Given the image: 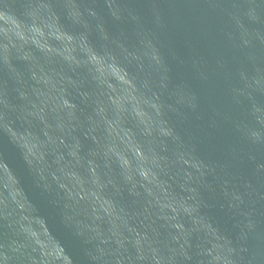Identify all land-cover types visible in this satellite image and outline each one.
Returning <instances> with one entry per match:
<instances>
[{"label": "water", "instance_id": "95a60500", "mask_svg": "<svg viewBox=\"0 0 264 264\" xmlns=\"http://www.w3.org/2000/svg\"><path fill=\"white\" fill-rule=\"evenodd\" d=\"M6 2L18 12L25 4L28 11L13 15L6 25H19V35L10 41L0 36V93L15 102L17 88L33 97L61 89L77 111L62 134L23 116L9 131L0 130V240L7 241L19 221L36 233V264H47L52 254L68 264H96L101 241L109 237L115 242L146 233L165 244H176L179 237V243L193 248L210 247L209 241H217L196 227L198 221L211 226L218 242L237 249L240 264H264V150L234 132L247 98L264 104V6L255 9L254 18L250 0ZM255 3L264 5V0ZM127 6L136 19L122 15ZM148 36L172 80L180 82L185 103L180 113L163 119L147 103L149 72L141 73L135 99L126 93L117 98L101 87L91 67L94 57L126 50L131 66L142 68L135 61ZM112 73L117 86L119 68ZM245 86L249 91L241 96ZM98 103L105 106L108 122L96 116ZM108 140L148 145L169 161L160 176L164 187L153 186L149 197L145 188L127 182L113 161L98 154V144ZM188 141L198 142L209 171L218 169L228 180L222 197L209 181L198 217L178 218L184 229L180 235L170 227L174 214L165 205L187 195L185 170L172 159ZM77 144L70 155L65 145Z\"/></svg>", "mask_w": 264, "mask_h": 264}, {"label": "clouds", "instance_id": "9594fccd", "mask_svg": "<svg viewBox=\"0 0 264 264\" xmlns=\"http://www.w3.org/2000/svg\"><path fill=\"white\" fill-rule=\"evenodd\" d=\"M262 4L250 0V7L254 10L261 8ZM23 11L18 12L12 3L0 0V36L6 40H11L12 35H19V25L6 27L9 25L13 15L26 13L28 8L23 4ZM125 7L122 15L131 20L137 17ZM51 11V9H50ZM109 11H111L109 9ZM86 13H80L83 17ZM35 30V26L33 28ZM42 34V33H41ZM146 43L142 46L139 55L141 59L135 61L142 68H134V63L130 53L126 50H118L107 56L94 57L91 60L92 72L95 79L103 87L109 96L113 94L118 98L122 93H126L135 99L137 91L136 85L142 83L141 73H150L152 96L149 97L148 106L156 109V116L163 119L173 111L180 113L185 105L184 99L179 92L180 82H175L169 75V69L164 62V58L159 54H154L150 44L153 40L148 36L144 38ZM6 47V46H5ZM113 67H118L120 75L116 76L117 86L111 83ZM249 88L242 89L241 96H246ZM15 102L0 93V130L9 131L13 120L23 116L29 123L40 121L55 132L64 133L70 129L76 120V106L68 103L63 90L53 88L48 94L33 95L27 90L21 92L16 89ZM158 94V96L156 95ZM249 104L242 109L241 117L234 124L235 134L250 147L257 150H264V104L257 99H248ZM118 99L112 100V105H116ZM158 105V107H157ZM161 113L164 116H161ZM96 116L102 122L107 121V110L103 104L96 105ZM110 123V122H109ZM158 131V130H157ZM179 129H177V135ZM170 139H175L172 132L167 133ZM56 141L64 144L61 136H57ZM51 140V138H50ZM72 149L70 155H75L77 145L69 146ZM98 154L106 160L113 161L120 169L124 179L132 184H139L147 190V195L152 197V187L162 188L164 185L160 181V176L164 169L169 166V161L159 156L154 149L144 144L119 145L114 140H108L98 144ZM255 155L251 153L249 156ZM172 163H177L185 170L182 178L186 197L181 199L173 198L165 207L171 208L174 214L170 217L172 223L170 227L178 229L183 235V225L179 223V217H198L197 207L203 202V193L209 181L216 185V194L224 196V182L227 176L209 171L210 164L206 158H202L199 152L197 141H188L185 146L173 157ZM264 163V162H261ZM208 164L209 167L205 165ZM159 204V201H156ZM211 203V201H209ZM197 228L207 229L208 236L213 237L217 242L210 247L199 245L193 248L186 241L176 244H165L158 238L148 234L136 233L131 239L106 238L101 241L98 255L95 257L96 264H240L243 257L239 255L236 248L230 247L228 242H218L219 238L214 236L210 225H201L198 221ZM38 240L36 233L26 224L16 222L13 226V234L10 238L0 240V264H36L34 252ZM240 251H245L241 249ZM47 264H68L62 257L49 255Z\"/></svg>", "mask_w": 264, "mask_h": 264}]
</instances>
